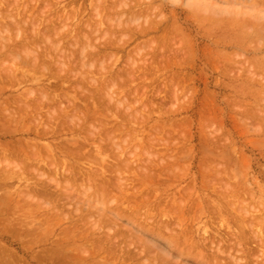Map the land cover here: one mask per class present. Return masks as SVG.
Masks as SVG:
<instances>
[{"label": "rangeland", "instance_id": "374dc122", "mask_svg": "<svg viewBox=\"0 0 264 264\" xmlns=\"http://www.w3.org/2000/svg\"><path fill=\"white\" fill-rule=\"evenodd\" d=\"M29 1L30 0H23L22 2L21 0H0V22H10L9 24H11L10 26L7 25L9 28L11 27V30L8 29V31H3L2 35L10 34V36L6 35V37L16 38V30L14 26L12 27L13 23H11L14 19L13 16H15L17 20L25 16L28 23L25 22V25L23 24V26H25L24 28H26L27 24L31 27V24H33L32 19L36 22L41 21V25H39L40 29L43 28L44 24H48L50 20L48 25L52 27L56 24L55 26H57L58 29L61 28L59 26L62 25L63 22L66 21L67 23L68 21V25L70 24L74 31L76 28H80L87 34L90 28L87 27V30L83 29L86 28L87 22L94 26L97 23L98 28L101 27L102 30L99 31L98 29L97 32H94V34L92 33V36L94 35V38H97L93 40L95 44L97 43V46H104L103 40L106 42L111 36L110 39L115 36H118L119 39L123 37L121 42L123 41L125 44H121L120 48L122 49L118 47L117 50L116 48H108L101 51L97 50L98 52L88 50L91 53H97L98 56L97 59V56H92L89 59L86 57L84 59H88L86 62L89 63L90 70L86 67L88 65H82L83 60L79 55V46L75 45L76 48L73 45L74 48L71 46V49L70 46L67 45V43L71 44L69 43L70 40L72 42L73 37H75V34H73L74 32H72V34L69 33L70 36L65 40L63 38V43H61V48L64 50L65 47L67 50H58L55 54L51 50H46L47 48L45 49L46 52H44L45 50L38 47L39 51L40 49L42 50L41 54L38 53V59L39 56H41L42 60L45 59L46 63H48L47 61H52L51 58L53 57L51 56H55L54 63H52V65L50 63L51 66H48L50 71L45 68V72L48 71L47 76V73L38 67L37 70L35 69L36 73L32 70L33 68L31 69V66H22L23 64L20 63V60H14V56L10 57L8 55L6 58V56L3 55L0 57V264H89L90 260V264H97V261H107L108 264H165L164 260H166L168 264H201L200 261L208 264H264V48L262 47L263 49H259L260 47L257 46H263L264 44V0L258 1L260 5L263 3V7L258 5V8H256L253 7L254 5L252 4L253 9L251 7L250 10L244 8V4L245 6L247 4L246 7L249 6L246 0H244L246 2H243L244 4L241 2L243 0H239L242 5L239 2H236L235 5H231L234 4V1H230V4H227L229 0L227 3L225 0H207L208 3H206L205 0H201L204 4L200 3V0ZM6 2L8 5H6ZM209 3L212 4L209 6ZM254 3L256 6L257 1H254ZM14 4L17 5V7ZM8 6H10V8H8ZM240 7H243L245 11L248 9V12L245 14L244 9H240ZM40 8L42 9L40 10ZM236 9L240 14H237ZM7 10L10 11V13L6 12ZM252 10H255L256 13L254 11L252 14ZM4 11L7 15L9 14L10 16L13 14V16L7 17L5 13L3 15L7 18H1V13ZM257 12H259V15ZM81 13H83V15ZM72 14H74L75 17ZM3 18L5 20H3ZM128 18H130L132 22H129ZM120 20H124L123 22L124 25L127 26L126 28H124V25L121 27ZM79 21L80 23H78ZM150 21H152L151 25L153 21L156 23L153 24L156 28L154 27L155 29L150 30L146 35L139 34L140 30L145 28L144 25H150ZM146 22L148 23L143 24V27L141 24ZM112 24H114V26H112ZM28 25L27 28L30 29ZM117 25L120 29L122 28V30H119V28L116 27ZM139 25L140 28L137 27ZM128 27L130 29H128ZM136 27L139 29V32L135 30ZM107 30L109 32H107ZM224 30H227V32H225L226 34L229 33V35L231 32V37L225 38L229 35H224ZM111 31H113V33L116 31L117 35L113 34ZM27 32L28 29L26 30V34L28 35L31 31ZM102 32H105V34ZM31 33L29 35H31ZM108 33L111 36L108 37V39H104ZM78 34L80 36V34H82L81 31ZM233 36L236 37V42L245 40L246 46L245 43L244 46L242 45L243 43L236 44V47H230L229 45V47L225 46L226 43L223 41L226 40L225 42H229L231 40L230 38L233 39ZM129 37L133 38V40ZM221 39L222 41H220ZM45 46L46 44L43 45V47ZM255 46L259 50H256ZM253 48L255 50H253ZM72 50H75V56L70 53L71 56L73 55L72 58L69 57L70 55L64 57L65 54L62 52H67V55L69 52H72ZM48 51L51 56L48 55ZM61 53L63 54L64 61H66V67L64 68H62V55L59 57ZM31 54L34 56V53ZM104 54L107 56H104ZM47 56H50V59ZM66 58L68 60H66ZM9 59H12V62ZM44 61H40V63ZM55 61L58 63L56 64ZM2 62L3 64H1ZM15 62L18 64L16 65ZM58 64H60V66H58ZM54 66H56V69ZM44 67H46V64ZM60 67L62 69L66 68V72H64V70L61 72L62 74L65 73L64 76L59 75L60 78L56 76L51 78L54 71L57 70L58 72V69L61 71ZM83 67L88 70H85ZM40 70L41 73L39 72ZM5 71H7V74ZM70 72H72V75H70ZM8 73L9 76L12 74V78L14 76V81H11L12 78H9ZM2 76H4V79ZM61 77H64L63 81ZM73 77L75 78L73 79ZM81 78L85 86H82ZM85 78L90 79L87 80ZM22 80H24V82H22ZM56 83H60L58 85L62 86L59 87ZM78 83L82 85L77 86L76 84ZM110 83H112L113 86ZM248 84L251 85L247 87ZM41 85L48 86L44 91L47 90L49 92L48 97H50V99L47 100L39 97L41 92L40 88H42ZM71 86L75 87L73 88ZM32 88H34V90ZM78 89H80V91ZM89 89H93V92ZM108 89L110 91H108ZM35 91H39L37 92L39 96H32L35 94ZM27 94L34 99L28 97ZM65 95L67 96L66 99L64 98ZM104 96L106 98H104ZM92 98L93 102L91 105L90 102ZM35 99L36 102L37 100L40 101V99H43V105L40 107L36 105L39 108L37 110L33 109V106L36 107L35 105L31 107V103H35L33 102ZM57 99L59 102L65 103L61 104L62 106L64 105L63 107L57 104L59 103ZM62 99L65 100L62 101ZM109 99L113 100L110 101ZM21 100L22 103L24 100L26 104H30L28 107H30L29 109H31V112L30 110L27 111L26 105V110H24V103L21 105ZM49 100H51L52 103L56 100L57 102H54V105H50L49 102L51 101ZM29 101L31 103H29ZM72 102L75 104L73 103L72 106L69 105ZM39 103H41V101L36 104ZM67 104L68 108L66 107ZM76 104L78 105V110L80 109L79 113L83 114V116H80L77 112V117L74 120L73 116L75 114L71 112L77 108ZM46 105L47 107H45ZM55 105L56 108L53 110V106L55 107ZM57 107H62L63 109L59 112ZM18 110L21 111V113ZM32 111L34 112L32 113ZM61 111L64 113L61 114ZM16 112L19 113L17 114L19 117H17ZM45 112H49L48 114L51 115L57 112L59 116L56 117L54 121L52 120L53 116H49L50 118L52 117L49 120L48 115L44 114ZM38 114L43 117L38 116ZM5 116L8 118H5ZM13 117L19 121H13ZM38 117L41 118L39 120L40 122L38 121ZM67 118H72L74 123L71 124L73 121H69ZM81 120H83V125H81ZM46 121L56 129L55 134L51 132L43 138L38 139L33 134L32 130L34 131L35 128L44 129L46 126L45 124H48ZM102 121L104 123L106 122L105 124L107 125H101L104 124ZM67 122L68 124H66ZM78 123L81 124L76 126ZM59 124H62V132L59 130ZM88 126L89 128H87ZM47 127H45V129ZM76 127L81 128L77 129ZM99 128H103V131ZM113 129H115L114 133L111 132ZM58 130L61 133L58 132ZM104 131L107 132L104 133ZM96 132L99 133L96 134ZM110 132L112 134V139L110 138L108 140L107 137H103V133L104 136H107ZM106 133L107 135H105ZM92 134L93 136L96 134V136L93 137ZM85 135H90L93 140ZM100 139L106 140L107 142H102ZM54 143L55 145L59 143L56 147L60 149H62L61 146L63 147L65 143L66 146L68 145L67 148L70 147V151H77L79 148L76 146L81 147V143L87 145L86 148L84 147L86 150H83L84 153H82L84 156L79 153L83 147L77 152L79 156L74 154L76 151L71 153L70 151L68 152L67 149H62L65 153L68 152L69 155L72 154L71 156L77 160L80 156H83L84 159L81 157L79 164L68 156H57L59 158L58 161L60 160L59 162H62V167L60 163V167L57 166L55 171L53 170L55 166H47V164L45 165L44 162H38V160L37 163L34 158L36 156L32 155L36 152V149L34 148V152L32 146H36L38 150L36 153H40L41 155L43 152L44 154L42 153L41 156L45 157V154L49 152L48 150L55 147ZM30 144H32L31 147ZM102 144H104L105 147L108 145L107 149H109V152L108 150L106 152L104 151L106 148L103 147ZM6 149L11 150V153H9L10 151L8 150V153H4ZM14 149L16 150L14 151ZM102 149L104 153H101ZM20 150L26 152L23 153ZM28 150H31V152ZM17 151L18 154H16ZM57 151L59 152L58 149ZM30 153H32L30 159L33 157L34 160H29V158L25 157L26 161L28 159L27 163L34 161L32 162L33 164L31 163V166L34 165L35 168L39 165L37 168L40 172L44 170V175L41 176L43 179L45 178L44 180H40V176L36 174L37 170L35 168H30L31 166H28V169H26L27 167H23L25 165L22 164L25 161L23 158L25 156L24 154L29 156ZM22 155L23 157H21ZM16 157L18 158V162L16 161ZM22 158L24 160H22ZM118 158H120V160ZM82 159L84 161H82ZM39 163L44 164V166ZM113 164L126 168L121 167V171H118L117 169L120 168L115 167L117 168L116 174L113 169ZM82 165H84V167ZM69 166L71 170L77 171L76 169H81L88 173H96L101 176H98L99 180L100 178L108 180L106 193H100V195L97 196L98 194L95 192L94 187L90 188L88 182L81 178L72 182L68 181L69 183L64 182L63 179L67 173L65 172L67 170L64 171V169H68ZM21 167H23V169ZM5 169L8 171H5ZM12 169H14L16 173L13 171L11 174L10 172ZM51 170L56 172V175L52 172H48ZM18 171L24 172L20 173V175ZM33 171L34 173H32ZM61 172L62 176L65 172L64 177L61 176ZM51 173L54 175V178L56 177L55 179L61 178L59 181L61 186H57L55 182L49 180ZM47 175L49 176L46 179ZM67 175H69V173H67ZM145 176L147 179L149 178V181ZM106 180H104V182ZM98 181H96V183ZM119 182L123 185L122 191L127 193L124 194L122 192L121 194V188L119 189L121 185ZM38 184L40 185L38 186ZM53 184L56 186V189ZM79 185H82L81 188ZM65 186L72 187L71 189H67ZM31 187L33 191L37 189L39 192H32L35 194L33 196L27 195L32 194V189L29 191ZM63 189H67V191L69 190L71 192L73 191L72 193L69 192V194L75 197L67 198L69 194L67 192V195L64 196L63 193L66 194V191ZM124 189L128 190L124 191ZM27 190L28 193H23V191L26 192ZM107 191H109V194H107ZM40 195L44 196L42 197L43 200L41 197L38 198ZM45 196L50 198V200ZM128 196L130 200L127 202L128 199H125V197ZM44 198H46V200ZM139 198H141V200H139ZM101 202L103 204H101ZM229 202H231V204ZM105 208L106 210L108 208V211L118 209L120 213L122 212L120 216L121 219L119 218L118 220L114 218L110 212L107 213ZM236 209L239 211L237 212ZM244 210L246 211L244 212ZM96 211H98L100 217H98L99 214H97ZM93 213L95 215L97 214V217L93 215ZM106 214L110 216H106ZM129 214L130 216H128ZM90 216L91 219L89 218ZM150 216L153 217L150 218ZM243 216L245 220H247L244 221L245 223L243 222L244 219L242 220V218H244ZM102 217H113L116 219V222L102 225L100 219ZM251 217L252 219H250ZM253 217L257 218V221L256 219L253 220ZM258 217L261 218L259 219ZM87 218L89 219L87 220ZM113 218H111L112 221L114 220ZM81 220L82 223L80 222ZM252 220L260 225L257 223H250L251 225L247 223ZM75 221L79 223H75ZM97 221H100V224ZM166 222L169 223V226L167 225V228H164L165 224H167ZM242 223L244 225H242ZM130 224L136 226L133 227L130 226ZM139 226H145L151 229L145 236L139 231ZM226 226L228 228H226ZM243 227L245 229H243ZM160 228L163 232L159 230ZM153 231L155 233H153ZM188 231L191 233L190 237L193 242H191V240L186 242V232ZM227 232L230 235H228ZM48 233H50V235ZM255 233H258L260 236L257 237ZM107 235H109V237ZM261 236H263V239ZM174 238L179 241V245L175 247L172 244V246L170 245L171 248L170 246H166L165 248L162 246L160 247L153 241L156 240L162 244L169 245L167 242H175L176 239ZM218 238H222V240L220 241ZM226 238L228 242L227 240L224 241ZM216 240L220 242H216ZM124 241H126V243L129 242L127 246L131 248L126 247ZM197 241L200 244L199 249L193 247ZM231 241L234 243L241 242L242 244L239 246L237 243L235 244L237 246H233L234 243ZM208 243H210L208 245L209 248L207 247ZM115 244L118 245L115 247ZM201 244H203V246ZM80 245L81 247H79ZM218 245H220L219 248ZM227 246L228 249L230 248L229 250L233 248V251L231 250L232 254L230 251V253L228 252ZM220 247L224 248L225 251L223 252V249ZM215 249H217V252ZM81 250L85 255H80V253H82ZM97 250L98 252L103 251L98 253ZM113 250L115 252H113ZM139 250L142 252L140 255ZM199 250L200 252L202 251V254L198 252ZM218 250L221 251L218 253ZM96 252L98 255L96 254L95 256ZM106 252L107 254H105ZM233 253L235 254L233 255ZM179 254H181V256ZM199 254H201V256ZM211 254H213V256ZM186 255L196 260L192 261L189 258L190 261H187ZM85 256H87V258ZM255 260H257V262H255Z\"/></svg>", "mask_w": 264, "mask_h": 264}, {"label": "bare ground", "instance_id": "6f19581e", "mask_svg": "<svg viewBox=\"0 0 264 264\" xmlns=\"http://www.w3.org/2000/svg\"><path fill=\"white\" fill-rule=\"evenodd\" d=\"M17 1H18V0H17ZM22 1H23V0H21V2H22ZM30 1H31V0H30ZM30 1H29V2H30ZM34 1H35V0H34ZM121 1H122V0H121ZM208 1H209V0H208ZM225 1H226V3L228 2V0H225ZM230 1H231V2L234 1V2H233L234 4H231V5H235L236 2H239V3H241V2H242V3L245 2L244 0L241 1V2H240L239 0H237V1H236V0H229V3H227V4H230ZM254 1H257L256 6H255V3H256V2L254 3ZM254 1H253V0H246V2H248V5H249L250 7H249V6L246 7L247 4H246V6H245V4L243 3V4H244V8H248V9L250 10L251 7H252V4L254 5L253 7L258 8V5H260V4H258V1H259V0H254ZM3 2H5V1H3ZM10 2H11V1H10ZM10 2H9V3H10ZM25 2H26V1H25ZM205 2L208 3L207 0H205ZM246 2H245V3H246ZM252 2H253V3H252ZM260 2H261V1H260ZM6 3H7V2H6ZM42 3H44V2H42ZM200 3H203V2H201V0H200ZM239 3H237V4H239ZM242 3H241V5H242ZM263 3H264V1H263ZM263 3H261L260 7L262 6ZM11 4H12V3H11ZM37 4H38V3H37ZM47 4H48V2H47ZM115 4H116V3H115ZM203 4H204V3H203ZM211 4H212V3H211ZM211 4L209 3L208 5L210 6ZM237 4H236V6H237ZM250 4H251V5H250ZM6 5H8V3H7ZM14 5H15V4H14ZM18 5H19V3H18ZM25 5H26V3H25ZM31 5H32V4H31ZM31 5H30V6H31ZM43 5H44V4H43ZM43 5H41V6H43ZM200 5H201V4H200ZM263 5H264V4H263ZM11 6H12V5H11ZM15 6L17 7V5H15ZM15 6H13V7H15ZM32 6H33V5H32ZM54 6H55V5H54ZM54 6H53V7H54ZM118 6H119V5H118ZM137 6H138V5H137ZM204 6H205V5H204ZM204 6H202V7H204ZM16 7H15V8H16ZM55 7H56V6H55ZM216 7H217V6H216ZM253 7H252V9H253ZM262 7H263V6H262ZM8 8H10V6H8ZM24 8H25V7H24ZM44 8H45V7H44ZM65 8H66V7H65ZM211 8H213V7L211 6ZM217 8H218V7H217ZM241 8H243V7H240V9H241ZM244 8H243V9H244ZM4 9H5V7H4ZM16 9H17V8H16ZM22 9H23V8H22ZM41 9H42V8H40V10H41ZM45 9H46V8H45ZM208 9H209V7H208ZM215 9H216V8H215ZM248 9H247L246 11H245V9H244L245 14H246V12H248ZM254 9H255V8H254ZM8 10H9V9H8ZM8 10H7L6 12H9V13H10V11H8ZM12 10H13V9H12ZM30 10H31V9H30ZM40 10H39V11H40ZM51 10H52V9H51ZM83 10H85V9H83ZM213 10H214V8H213ZM213 10H212V11H213ZM218 10H219V9H218ZM224 10H225V9H224ZM224 10H223V11H224ZM236 10H237V9H236ZM28 11H29V10H28ZM49 11H50V9H49ZM49 11H48V12H49ZM208 11H209V10H208ZM225 11H226V10H225ZM244 11H243V12H244ZM252 11H253V12H252ZM252 11H251V12H252V14H253L255 10H252ZM257 11H258V10H257ZM260 11H261V10H260ZM260 11H259V12H260ZM6 12L4 11L3 13H1V14H2L1 18H2V17L7 18V17L9 16V14L7 15ZM36 12H37V11H36ZM42 12H43V11H42ZM44 12H45V11H44ZM57 12H58V11H57ZM99 12H100V11H99ZM213 12H214V11H213ZM213 12H212V13H213ZM228 12H229V11H228ZM259 12H257V14H258ZM261 12H262V11H261ZM5 13H6V14H5ZM12 13H14V12H12ZM24 13H25V12H24ZM58 13H59V12H58ZM63 13H64V12H63ZM84 13H85V12H84ZM138 13H139V12H138ZM230 13H231V12H230ZM232 13H233V12H232ZM255 13H256V11H255ZM3 14L7 15V17L4 16ZM25 14H26V13H25ZM34 14H35V13H34ZM59 14H60V13H59ZM70 14H71V13H70ZM81 14L83 15V13H81ZM113 14H114V13H113ZM131 14H132V13H131ZM135 14H136V13H135ZM216 14H217V12H216ZM237 14H240V13L238 12V10H237ZM248 14H249V13H248ZM26 15H27V14H26ZM35 15H36V14H35ZM40 15H41V14H40ZM40 15H39V16H40ZM55 15H56V14H55ZM60 15H61V14H60ZM72 15L74 16V14H72ZM249 15H250V14H249ZM254 15H255V14H254ZM258 15H259V14H258ZM10 16H13V14L10 15ZM10 16H9V17H10ZM21 16H22V15H21ZM41 16H42V15H41ZM67 16H68V15H67ZM116 16H117V15H116ZM135 16H137V15H135ZM138 16H139V15H138ZM256 16H257V15H256ZM13 17H14V19H13V22H11V23H13V24H12V27H13V26L15 27V30H16L15 32L17 33V34H16V38H12V37H9V38H8V37H6V35H8V34H6V35L4 34L5 36L2 35V32H3V31H5V30L8 31V29L11 30V27L9 28V26H10L11 24H9L10 22H9V23H3V22H0V24H1V25H0V57H2L3 55L6 56V58H7L8 55H9L10 57H11V56H12V57L14 56V60H17V59L20 60V63L23 64L22 66H24V67H25V66H31V69L33 68L32 70H34L35 72H36V70H37L38 68H40L41 70H43V71L45 72V71L48 69V66L50 67V66L52 65V63H54V60H55V56H51V54L49 53V51H48V55H50L51 57H53V58H51L52 61H47L48 63H46V60H45V59H44L45 61L42 60L41 56H39V59H38V55L42 53L41 51H42V50H45L46 48H47L46 50H51V51L54 52V53L57 52L58 50H62V51L67 50L65 47H64V50H63V48H61V43H63V42H62V39L64 38V40H65L66 38H68V37L70 36L69 33L72 34V32H74L73 34H75L74 36H75L76 38L73 37L72 42H71V40H70L69 43H71L72 45H71V44H68V43H67V45H69L70 48H71V46H72V48H74L75 45H76V46H79V52H80L79 55L81 56V58H82V60H83L82 65H88V66H86V67H88L90 70H91V68H90V66H89V63L86 62V61H87L90 57H92V56H97V53H94L93 51H92L93 53H91V52H89L88 50H94V51H96V52H98L99 50H100V51H101V50H106V49H108V48H116V50H117L118 47L120 48L121 44H125L123 41L121 42V39L123 40V37H121V39H119L118 36H115V35H117V34H116V31H117V30H116L115 33H113V31H111L113 34H115V35H114L115 37H113L112 39H110L112 36L109 35V33H108V35H107L105 38H104L103 35H102V37H103L104 39H108V37H110V36H111V37H110V38L108 39V41H106V42H104L105 40H103L104 46H100V45H99L100 47L97 46V45H96L97 43L95 44V43L93 42V40L95 39V38H94V35L92 36V33L94 34V32H97L98 29H99V31L101 30L100 25H99L100 28H98L97 23H96L95 26L92 25V24H88V22H87V25H86V23H85L86 28H83V29H84V30H85V29L87 30V27L90 28L89 32L87 31V34L89 33V34L87 35V34H86L84 31H82V29H80V28H78V29L76 28L75 31H74L73 27H72L70 24L68 25V23H69L68 21H67V23H66V21L63 22L62 25L59 26V27H61V28H59V29L57 28V26H55L56 24L53 25L52 27H50L51 25H50V26L48 25L49 22L51 21V20H50V19H51L50 16H49L50 19L48 18V19L50 20V21L48 22V24H44L43 28H41V29L39 28V25H41V23H40L41 21H40V22L38 21V22H39V23H38V22H36L35 20L32 19L33 22H32V21H31V22H32L33 24L30 23V24H31V27L27 24V25L30 27L31 30H30L29 28H27V25H26V28H24L25 26H23V24L25 25V22H27L25 16H24V18L20 19L21 21H20V20H17V18H16L15 16H13ZM22 17H23V16H22ZM61 17H62V16H61ZM74 17H75V16H74ZM80 17H81V16H80ZM115 18H116V17H115ZM115 18H114V19H115ZM23 19H24V20H23ZM35 19H36V18H35ZM38 19H39V18H38ZM58 19H59V17H58ZM69 19H70V18H69ZM73 19H74V18H73ZM106 19H107V18H106ZM3 20H5V19L3 18ZM10 20H12V19H10ZM46 20H47V19H46ZM66 20H67V19H66ZM71 20H72V19H71ZM79 20H80V18H79ZM95 20H97V19H95ZM108 20H109V19H108ZM121 20H122V18H121ZM121 20H120L119 22H121L120 25H121V27H122V25H124V22H123L124 20H123V21H121ZM138 20H139V19H138ZM8 21H9V20H8ZM34 21H35V22H34ZM63 21H64V20H63ZM86 21H87V20H86ZM128 21H129V22H132V21L130 20V18H128ZM147 21H148V20H147ZM45 22H47V21H45ZM45 22H44V23H45ZM72 22H73V21H72ZM106 22H108V21H106ZM137 22H138V21H137ZM228 22H229V21H228ZM27 23H28V22H27ZM55 23H56V22H55ZM57 23H58V22H57ZM78 23H80V21H79ZM100 23H101V22H100ZM122 23H123V24H122ZM125 23H126V22H125ZM147 23H148V22H146V23H142V24L139 23V24H141V25L143 26V24H147ZM149 23H150V25H149V24L144 25L145 28L141 29L139 34H143V35L145 34V35H146L147 33L150 32V30L156 28V26L153 25V24H156V23H154V21H153V24H152V25H151L152 21H150ZM213 23H214V22H213ZM216 23H218V22H216ZM216 23H215V24H216ZM98 24H99V22H98ZM127 24H128V22H127ZM7 25H9V26H7ZM57 25H59V24H57ZM101 25H102V23H101ZM106 25H107V24H106ZM129 25H130V24H129ZM191 25H192V24H191ZM77 26H78V24H77ZM112 26H114V24H112ZM124 26H125V25H124ZM144 26H143V27H144ZM240 26H241V25H240ZM247 26H248V25H247ZM7 27H8V28H7ZM78 27H79V26H78ZM116 27L119 28L118 25H117ZM126 27H127V26H125L124 28H126ZM131 27H132V26H131ZM137 27L140 28V25L137 26ZM137 27H136L135 30H138V32H139V29H138ZM154 27H155V28H154ZM243 27H244V26H243ZM263 27H264V26H263ZM89 28H88V29H89ZM111 28H112V27H111ZM113 28H114V27H113ZM133 28H134V27H133ZM244 28H245V27H244ZM27 29H28V32H30V31L32 32V33L30 32L31 35H29L30 33H29L28 35L26 34V30H27ZM106 29H107V28H106ZM128 29H130V28L128 27ZM128 29H127V30H128ZM163 29H164V28H163ZM29 30H30V31H29ZM113 30H114V29H113ZM119 30H122V28H121V29L119 28ZM123 30H124V29H123ZM135 30H134V31H135ZM195 30H196V29H195ZM64 31H66V32H64ZM80 31H81L82 34H80V36H79L78 33H80ZM101 31H102V30H101ZM225 31L227 32V30H224V35H229V33L226 34ZM28 32H27V33H28ZM105 32H106V31H105ZM105 32H102V33L105 34ZM107 32H109V31L107 30ZM136 32H137V31H136ZM151 32H152V31H151ZM180 32H181V30H180ZM5 33H6V32H5ZM7 33H8V32H7ZM10 33H11V32H10ZM130 33H131V32H130ZM259 33H260V32H259ZM13 34H14V33H13ZM90 34H91V35H90ZM121 34H122V33H121ZM131 34H132V33H131ZM131 34H130V35H131ZM257 35H258V34H257ZM8 36H10V34H9ZM71 36H72V35H71ZM136 36H137V35H136ZM211 36H212V35H211ZM235 36H236V34H235ZM235 36H233V39H234ZM260 36H261V35H260ZM91 37H93V38H91ZM97 37H98V36H97ZM131 37H132V35H131ZM131 37H129V38H131ZM158 37H159V36H158ZM160 37H161V36H160ZM228 37H231V32H230V35H229V36H226L225 38H228ZM236 37H237V36H236ZM236 37H235L234 40H233L232 38H230L231 40H230L229 42L227 41L228 43L225 42L226 40L223 41L224 43H226L225 46H228V45H229L230 47H232V46H235V47H236V46H237L236 44H238V43H239V44H242V43H243L242 45L244 46L245 40H242V42H241V41L236 42V41H235V40H236ZM74 38H75V39H74ZM98 38H99V37H98ZM103 38H102V39H103ZM114 38H115V39H114ZM116 38H117V39H116ZM129 38H128V39H129ZM134 38H135V37H134ZM162 38H163V37H162ZM164 38H165V37H164ZM225 38H224V39H225ZM237 38H238V37H237ZM96 39H97V38H96ZM96 39H95V40H96ZM131 39L133 40V38H131ZM154 39H155V38H154ZM238 39H239V38H238ZM64 40H63V41H64ZM129 40H130V39H129ZM252 40H253V39H252ZM151 41H152V40H151ZM160 41H161V40H160ZM220 41H222V39H221ZM99 42H102V41H99ZM131 42H132V41H131ZM158 42H159V41H158ZM160 43H162V42H160ZM214 43H215V42H214ZM219 43H220V42H219ZM44 44H46L45 47H43ZM64 44H65V43H64ZM77 44H78V45H77ZM73 45H74V46H73ZM102 45H103V44H102ZM152 45H153V44H152ZM164 45H165V43H164ZM76 46H75V47H76ZM229 46H228V47H229ZM245 46H246V43H245ZM257 46L260 47L259 49H263V48H264V44H263V46H260V45H257ZM38 47H39V48L41 47L42 50L40 49V51H39V50H38V49H39ZM153 47H154V46H153ZM169 47H170V46H169ZM169 47H168V48H169ZM240 47H242V46H240ZM262 47H263V48H262ZM72 48H71V49H72ZM76 48H77V47H76ZM162 48H164V47H162ZM120 49H122V48H120ZM120 49H119V50H120ZM164 49H165V48H164ZM171 49H172V48H171ZM255 49H256V50H259V49H257L256 46H255ZM255 49L253 48V50H255ZM37 50H38V51H37ZM46 50H45L44 52H46ZM54 50H55V51H54ZM75 50H76V49H75ZM75 50H72V52H69L67 55H66L67 52H66V53H64V52H62V51H61V52H62L63 54H65L64 57H67V56L70 55V53L74 55V54H75V52H74ZM97 50H98V51H97ZM124 50H125V49H124ZM153 50H154V49H153ZM158 50H159V48H158ZM169 50H170V48H169ZM247 50H248V48H247ZM249 50H250V49H249ZM251 50H252V49H251ZM36 51H37V52H36ZM77 51H78V50H77ZM24 52H25V55H24ZM73 52H74V53H73ZM22 53H23V54H22ZM31 53H34V56H32ZM38 53H39V54H38ZM62 53L59 54V57L62 55L61 58H63V54H62ZM35 54H37V55H35ZM55 54H56V53H55ZM55 54H53V55H55ZM76 54H77V52H76ZM163 54H164V53H163ZM73 55H72V56L70 55L69 57L72 58ZM77 55H78V54H77ZM105 55H106V54H104V56H105ZM50 56H47V57H49V59H50ZM74 56H75V55H74ZM104 56H103V57H104ZM106 56H107V55H106ZM116 56H117V55H116ZM86 57H87L88 59L84 60ZM103 57H102V58H103ZM8 58H9V57H8ZM75 58H76V57H75ZM97 58H98V56L96 57V59H97ZM230 58H231V57H230ZM37 59H38V61H37ZM40 59H41V60H40ZM57 59H58V58H57ZM9 60H11V62H12V59H9ZM39 60H40V61H44V62L40 63ZM66 60H68V59L66 58ZM70 60H71V59H70ZM70 60H69V61H70ZM82 60H81V61H82ZM93 60H94V59H93ZM71 61H72V60H71ZM76 61H77V59H76ZM76 61H75V62H76ZM94 61H95V60H94ZM4 62H7V61H4ZM55 62H56V61H55ZM62 62H63V63H62V64H63V67H62V68L66 67V64H65L66 61H64V58H63V61H62ZM15 63H16V62H15ZM20 63H19V64H20ZM43 63H44V65L46 64V67H44ZM50 63H51V65H50ZM57 63H58V62H56V64H57ZM59 63H60V62H59ZM67 63H68V62H67ZM69 63H70V62H69ZM79 63H80V62H79ZM1 64H3V62H2ZM17 64H18V63H16V65H17ZM21 64H20V65H21ZM60 64H61V63H60ZM60 64H58V66H60ZM64 64H65V66H64ZM80 64H81V63H80ZM90 64H91V63H90ZM5 65H6V64H5ZM82 65H81V66H82ZM96 65H97V64H96ZM6 66H7V65H6ZM42 66H43V67H42ZM72 66H73V65H72ZM94 66H95V65H94ZM37 67H38V68H37ZM54 67H55V69H56V66H54ZM79 67H80V66H79ZM95 67H96V66H95ZM1 68H2V67H1ZM10 68H11V67H10ZM12 68H13V66H12ZM45 68H46V70H45ZM62 68L60 67V70H61V71H59V69H58V72H57V70L54 71V73L52 74L53 76L51 75V78L54 77V76L60 78L59 75H63V76H64L65 73L62 74L61 72H63V70H64V72H66V70H65L66 68H65V69H62ZM71 68H72V67H71ZM81 68H82V67H81ZM83 68L85 69V67H83ZM138 68H139V67H138ZM35 69H36V70H35ZM92 69H93V68H92ZM107 69H108V68H107ZM6 70H7V69H6ZM13 70H16V69H13ZM41 70L39 71L40 73H41ZM81 70H82V69H81ZM85 70H88V69H85ZM90 70H89V72H90ZM96 70H97V69H96ZM108 70H109V69H108ZM108 70H107V71H108ZM131 70H132V69H131ZM139 70H140V68H139ZM263 70H264V69H263ZM34 71H32V72H34ZM43 71H42V73H43ZM48 71H50V69H48ZM48 71H47V72H48ZM93 71H94V70H93ZM119 71H120V70H119ZM144 71H145V70H144ZM6 72H7V71H5V73H6ZM8 72H9V71H8ZM39 72H38V74H39ZM47 72H45V73H47ZM56 72H57V73H56ZM109 72H110V71H109ZM134 72H135V70H134ZM2 73H3V72H2ZM5 73H4V74H5ZM20 73H21V72H20ZM36 73H37V72H36ZM60 73H61V74H60ZM71 73H72V72H70V75H72ZM95 73H96V72H95ZM120 73H121V72H120ZM129 73H130V70H129ZM129 73H128V74H129ZM6 74H7V73H6ZM81 74H82V73H81ZM90 74H91V72H90ZM114 74H115V73H114ZM117 74H118V73H117ZM11 75H12V74H10V76H9V73H8L9 78L11 77ZM47 75H48V73L46 74V76H47ZM88 75H89V74H88ZM118 75H119V74H118ZM4 76H5V75H4ZM4 76H2V78H3ZM8 76H7V77H8ZM21 76H22V75H21ZM21 76H20V77H21ZM46 76H45V77H46ZM79 76H80V75H79ZM83 76H84V75H83ZM83 76H81V77H83ZM20 77H19V79H20ZM26 77H27V76H26ZM29 77H30V76H29ZM85 77H86V76H85ZM115 77H116V76H115ZM115 77H114V78H115ZM121 77H122V76H121ZM121 77H120V78H121ZM11 78H12V77H11ZM11 78H10V79H11ZM13 78H14V76H13ZM13 78H12L11 81H14V80H15V78H14V79H13ZM22 78H23V76H22ZM34 78H35V77H34ZM61 78H63V79H62V81H63V80H64V77H61ZM67 78H68V77H67ZM74 78H75V77H73V79H74ZM130 78H131V77H130ZM3 79H4V78H3ZM5 79H6V77H5ZM23 79H24V78H23ZM44 79H45V78H44ZM85 79H87V78H85ZM85 79H84V82H85ZM89 79H90V78H89ZM89 79H87V80H89ZM110 79H111V77H110ZM115 79H116V78H115ZM115 79H114V80H115ZM117 79H119V78H117ZM24 80H25V79H24ZM24 80H22V82H24ZM69 80H71V79H69ZM91 80H92V79H91ZM114 80H113V81H114ZM126 80H127V79H126ZM0 81H1V80H0ZM8 81H9V80H8ZM42 81H44V80H42ZM60 81H61V80H60ZM62 81H61V82H62ZM65 81H66V80H65ZM79 81H80V80H79ZM93 81H94V80H93ZM61 82H60V83H61ZM69 82H70V81H69ZM69 82H68V83H69ZM81 82H82V78H81ZM91 82H92V81H91ZM91 82H89V83H91ZM107 82H108V81H107ZM124 82H125V80H124ZM52 83H53V82H52ZM60 83H58V84H60ZM96 83H97V82H96ZM113 83H114V82H113ZM23 84H24V83H23ZM58 84L56 83V85H58ZM82 84H83V82H82ZM82 84H79V83H78V84H76V85L78 86V85H82ZM85 84H86V83H85ZM110 84L112 85V83H110ZM54 85H55V84H54ZM74 85H75V84H74ZM111 85H110V86H111ZM250 85H251V84H250ZM250 85L248 84L247 87L250 86ZM58 86L61 87L62 85H58ZM82 86H85V85L83 84ZM82 86H81V88H82ZM106 86H107V83H106ZM112 86H113V85H112ZM112 86H111V87H112ZM41 87H42V88H40L41 92H40V94H39L40 96L37 94V92H39V91H35V94H33L32 96L34 97V95H38V96L41 97V98H44V99H47V100L50 99V97H48V93H49V92H48L47 90H46L47 92L44 91L45 88L48 87V86H42V85H41ZM49 87H54V86H49ZM56 87H57V86H56ZM71 87L74 88L75 86H71ZM103 87H104V86H103ZM111 87H110V88H111ZM4 88H5V87H4ZM86 88H87V87H86ZM106 88H107V87H106ZM32 89L34 90V88H32ZM55 89H56V88H55ZM63 89H65V88H63ZM67 89H68V88H67ZM69 89H70V87H69ZM69 89H68V91H69ZM104 89H105V88H104ZM33 90H30V91H33ZM49 90H51V89H49ZM59 90H60V88H59ZM65 90H66V89H65ZM71 90H72V88H71ZM71 90H70V92H71ZM75 90H76V88H75ZM78 90L80 91V89H78ZM89 90H90V91L92 90V92H93V89H89ZM89 90H88V92H89ZM111 90H112V89H111ZM115 90H116V89H115ZM82 91H83V89H82ZM97 91H98V90H97ZM100 91H101V90H100ZM108 91H110V90L108 89ZM72 92H73V91H72ZM83 92H84V91H83ZM85 92H86V90H85ZM90 93H91V92H90ZM99 93H100V92H99ZM104 93H105V92H104ZM31 94H32V93H31ZM88 94H89V93H88ZM101 94H102V93H101ZM53 95H54V94H53ZM83 95H85V94H83ZM92 95H93V94H92ZM106 95H107V93H106ZM106 95H105V96H106ZM25 96H26V95H25ZM27 96H28V94H27ZM32 96H28V97H32ZM60 96H61V95H60ZM86 96H87V95H86ZM86 96H85V97H86ZM105 96H104V98H106ZM33 97H32V98H33ZM35 97H36V96H35ZM52 97H54V96H52ZM66 97H67V96L65 95L64 98L66 99ZM82 97H83V96H82ZM59 98H63V97H59ZM87 98H88V97H87ZM33 99H34V98H33ZM65 99H64V100H65ZM114 99H115V98H114ZM18 100H19V99H18ZM42 100H43V99H40L41 103H39V104H36L37 102H40L39 100H37V102H36V99L33 101V102H35V103L32 104L30 101H29V103H31V107H32L33 105H35V106L38 105V107H40L41 105H43V101H42ZM52 100H54V99H52ZM57 100H58V99H57ZM57 100H56V101H53V103H52L51 100H49V101H51V102H49L50 105H54V102H57ZM64 100L62 99V101H64ZM70 100H71V99H70ZM70 100H69V101H70ZM109 100L111 101V100H113V99H109ZM31 101H32V100H31ZM67 101H68V100H67ZM84 101H86V100H84ZM95 101H96V100H95ZM14 102H15V100H14ZM14 102H13V103H14ZM44 102H45V101H44ZM58 102H59V100H58ZM92 102H93V98H92V101L90 102L91 105H92ZM119 102H120V101H119ZM20 103H21V105L24 103V105H23V106H24V110L28 109L27 111L30 110V112H31V109H29L30 107H28V106H30V104L27 103V104H28V105H27V104L25 103L24 100H23V103H22V100H21ZM20 103H17V104H20ZM46 103H47V102H46ZM46 103H44V104H46ZM51 103H52V104H51ZM62 103H64V102H59V103H57V104H60V106H62V105H61ZM66 103H67V102H66ZM73 103H74V102H72L71 104H69V103H68V104L72 106ZM88 103H89V102H88ZM90 103H89V104H90ZM106 103H107V101H106ZM57 104H56V105H57ZM64 104H65V103H64ZM68 104H67V106H66L67 108H68ZM74 104H75V103H74ZM98 104H99V102H98ZM98 104H97V105H98ZM119 104H120V103H119ZM7 105H9V104H7ZM25 105H26V107H27L26 109H25ZM56 105H55V107L53 106V110H54V108H56ZM23 106H22V107H23ZM58 106H59V105H58ZM60 106H59V107H60ZM63 106H64V105H63ZM63 106H62V107H63ZM71 106H70V107H71ZM79 106H80V105H79ZM105 106H106V105H105ZM19 107H20V106H19ZM38 107H37V106H36V107L33 106V109H36V110H37V109H39ZM45 107H47V105H46ZM59 107H57V109H59V112H60V110L63 109V108H62V107L59 108ZM76 107H77V108L74 109V111L72 110L73 112L70 111L72 114H73V113L75 114V115L73 116V117H74V120H75L76 117H77V115H76L77 112H78V113L80 112V111H79L80 109L78 110V105H77V104H76ZM80 107H81V106H80ZM80 107H79V108H80ZM109 107H111V106H109ZM16 108H18V107H16ZM67 108H66V109H67ZM101 108H102V107H101ZM113 108H114V107H113ZM13 109H14V108H13ZM18 109H20V108H18ZM33 109H32V110H33ZM45 109H46V108H45ZM51 109H52V108H51ZM57 109H55V110H57ZM91 109H92V108H91ZM91 109H90V110H91ZM98 109H99V108H98ZM103 109H104V108H103ZM14 110H15V109H14ZM75 110H76V111H75ZM77 110H78V111H77ZM101 110H102V109H101ZM108 110H109V108H108ZM12 111H13V110H12ZM12 111H11V112H12ZM16 111H17V110H16ZM18 111H19V110H18ZM34 111H35V110H34ZM34 111H32V113H33ZM51 111H52V110H51ZM103 111H104V110H103ZM2 112H3V111H2ZM5 112H6V111H5ZM19 112L21 113V111H19ZM85 112H86V111H85ZM6 113H7V112H6ZM6 113H5V114H6ZM22 113H24V112H22ZM27 113H28V112H27ZM48 113H49V112H47V113L45 112L44 114L48 115L49 120L52 118V117L50 118L49 116H53V118H52L53 121H54V119L56 120V117L59 116V115H57V112H54V113H56V114H53V112H52L53 115L48 114ZM62 113H64V112L61 111V114H62ZM7 114H8V113H7ZM9 114H10V113H9ZM13 114H14V113H13ZM17 114H19V113L16 112V115H17ZM24 114H25V113H24ZM61 114H60V115H61ZM79 114H80V113H79ZM2 115H3V113H2ZM29 115H30V114H29ZM32 115H33V114H32ZM81 115L83 116V114H80V116H81ZM7 116H9V115H7ZM7 116H5V118H6ZM38 116H42V115H39V114H38ZM10 117H11V116H10ZM17 117H19V115H17ZM42 117H43V116H42ZM54 117H55V118H54ZM7 118H8V117H7ZM38 118H39V117H38ZM38 118H37V119H38ZM48 118H47V120H48ZM81 118H82V117H81ZM9 119H10V118H9ZM12 119H13V121L16 120V122L19 121L18 119L14 118V117H13ZM12 119H11V120H12ZM40 119H41V118H39L38 121H39ZM67 119H68L69 121L72 120V118H71V119H70V118H67ZM84 119H85V118H84ZM99 119H100V118H99ZM28 120H29V119H28ZM32 120H33V119H32ZM52 120H51V122H52ZM78 120L80 121L79 118H78ZM100 120H101V119H100ZM36 121H37V120H36ZM62 121H63V120H62ZM62 121H61V122H62ZM64 121H67V120H64ZM69 121H68V122H69ZM72 121H73V120H72ZM79 121H78V122H79ZM95 121H96V120H95ZM95 121H94V122H95ZM262 121H263V120H262ZM5 122H6V121H5ZM8 122H9V121H8ZM8 122H7V123H8ZM27 122H28V121H27ZM32 122H33V121H32ZM39 122H40V121H39ZM46 122H48V121H46ZM68 122H67L66 124H68ZM88 122H89V121H88ZM102 122H103V121H102ZM260 122H261V121H260ZM14 123H15V122H14ZM34 123H35V122H34ZM62 123H63V122H62ZM69 123H70V122H69ZM72 123H74V121L71 122V124H72ZM81 123H82V124H81ZM81 123H78L76 126H78V125H80V124L83 125V120H81ZM99 123H100V122H99ZM103 123H104V122H103ZM105 123H106V122H105ZM105 123H104V124H101V123H100V124H101V125H107V124H105ZM24 124H25V122H24ZM29 124H30V123H29ZM35 124H36V123H35ZM44 124H45V123H44ZM71 124H70V125H71ZM89 124H90V123H89ZM89 124H88V125H89ZM263 124H264V121H263ZM33 125H34V124H33ZM36 125H38V124H36ZM36 125H35V126H36ZM45 125H46V126H45ZM45 125H44L45 127L48 126L46 129H45V127H44V129H43V128H42V129H38V128H35V129H34V126H33L34 131L32 130V132H33V134H34L38 139H39V138H43L44 136L50 134L51 132L55 134V130H56V129L53 128V126L50 125L49 122H48V124H45ZM59 125H60V124H59ZM97 125H98V124H97ZM16 126H17V125H16ZM31 126H32V124H31ZM61 126H62V124L60 125V129H59V130L62 132L61 128H63V127H61ZM99 126H100V125H99ZM36 127H37V126H36ZM66 127H67V126H66ZM69 127H70V126H69ZM95 127H97V126H95ZM101 127H102V126H101ZM20 128H21V127H20ZM58 128H59V127H58ZM71 128H72V127H71ZM74 128H75V127H74ZM76 128H77V127H76ZM78 128H81V127H78ZM78 128H77V129H78ZM87 128H89V126H88ZM103 128H106V127H103ZM103 128H99V129H100V130L102 129V131H103ZM113 128H114V127H113ZM90 129H91V128H90ZM116 129H117V127H116ZM27 130H28V129H27ZM59 130H58V132H60ZM73 130H74V129H73ZM91 130H92V129H91ZM94 130H95V129H94ZM100 130H98V131H100ZM105 130H106V129H105ZM108 130H109V128H108ZM108 130H107V131H108ZM107 131H104V133L107 132ZM114 131H115V129H113V131H111V132L114 133ZM61 132H60V133H61ZM86 132H87V131H86ZM94 132H95V131H94ZM100 132H101V131H100ZM111 132L108 133L109 135H107V133H106L105 135H107V136H104V133H103L102 135H103L104 138L107 137V139L109 140L110 138L112 139V134H111ZM98 133H99V132H96V134H98ZM31 134H32V133H31ZM88 134H89V133H88ZM96 134H95L94 136H93V134H92V136L95 137ZM90 135H91V134H90ZM90 135H85V136H89V138L91 139V136H90ZM54 136H55V135H54ZM77 137H79V136H77ZM85 138H86V137H85ZM89 138H88V139H89ZM85 140H86V139H85ZM91 140H93V139H91ZM100 140H101V139H100ZM101 141L103 142V141H106V140H101ZM112 141H113V140H112ZM112 141H111V142H112ZM106 142H107V141H106ZM108 142H109V141H108ZM113 142H114V141H113ZM12 143H13V142H12ZM93 143H94V142H93ZM100 143H101V142H100ZM57 144H59V143H57ZM57 144H56V145H57ZM104 144H106V143H104ZM104 144H102L103 147H105ZM10 145H11V144H10ZM31 145H32V144H30V147H31ZM54 145H55V143H54ZM56 145H55V147H54L53 149L48 150L49 152L45 154V157L47 156L46 158L41 156L43 152L41 153V155H40V153H36V152L38 151L37 148H36V146H32L33 149H34V148L36 149V152H35V149H34V152H35L34 154L30 153L29 156H28V155L26 156V154H27V153H26V154H24V155H25L24 157H23V155H22L21 157H23V158L25 159V161H26V158H25V157H27V158H29V160H31V159H33V157H31V159H30L31 154H32L33 156L35 155L36 157H34V158H35L36 162H37V160H38V162H44V164H45V165L47 164V166H50V167H51V166H52V167L55 166V167L53 168V170L55 171V168H57V166L60 167V166H59L60 163H61V167H62V162H59L60 160L58 161L59 158H58L57 156H64V157H67V156H68V157L74 159L76 163H79L80 158L84 156V155L82 154V153H84L83 150H86L85 148H86V146H87V145H85V144L83 145V143H81V145H82L81 147H80V146H76V147L79 148V149H80V148L82 149V147H83V149L80 150V152H79V151H78L79 149L76 148L77 151L75 150V151H76V152H75V151H70V149H69L70 147L67 148L68 145L66 146L65 143H64V145L62 144V145H63V147L61 146L62 149H64V150L67 149L68 152L70 151L71 153L75 152L74 154L77 155V156H79V155L77 154V152H79L81 155H83V156H80L79 159L77 160L76 158H74L73 156H71L72 154L69 155L68 152L65 153V151H63V150L60 149L59 147H56ZM113 146H114V145H113ZM51 147H52V146H51ZM65 147H66V148H65ZM84 147H85V148H84ZM103 147H102V148H103ZM111 147H112V146H111ZM12 148H13V147H12ZM105 148H106V149H105L104 151L106 152V151L108 150V152H109V149H107V148H108V145H107ZM16 149H17V148H16ZM16 149H14V151H15ZM27 149H28V148H27ZM57 149L59 150V152L57 151ZM74 149H75V148H74ZM115 149H116V148H115ZM7 150L10 151L9 153H11V150H9V149H6V151H5L4 153H8ZM0 151H1V150H0ZM14 151H12V152H14ZM20 151H21V150H20ZM28 151H29V150H28ZM42 151H43V150H42ZM104 151H103V149H102L101 153H104ZM21 152H23V151H21ZM25 152H26V151H24L23 153H25ZM29 152H31V150H30ZM88 152H89V151H88ZM88 152H87V153H88ZM117 153H118V152H117ZM14 154H15V153H14ZM16 154H18V151L16 152ZM16 154H15V155H16ZM20 154H21V153H20ZM43 154H44V153H43ZM2 155H3V153H2ZM12 155H13V154H12ZM15 155H13V156H15ZM75 155H74V156H75ZM111 155H112V154H111ZM115 155H116V154H115ZM117 155H118V154H117ZM120 155H121V154H120ZM10 156H11V155H10ZM10 156H9V157H10ZM16 156H17V155H16ZM112 156H113V155H112ZM1 157H2V156H1ZM9 157H8V158H9ZM75 157H76V156H75ZM119 157H120V156H119ZM3 158H4V157H3ZM8 158H7V159H8ZM12 158H13V157H12ZM23 158H22V160H24ZM5 159H6V158H5ZM17 159H18V158L16 157V161L18 162ZM83 159H84V157H83ZM83 159H82V161H84ZM96 159H97V158H96ZM98 159H100V158H98ZM118 159L120 160V158H118ZM9 160H10V158H9ZM33 160H34V159H33ZM25 161H24V163H22V164H25V165L29 164V165H27V166H25V165L23 166L24 168L27 167L26 169H28V166L30 167V166L33 164L32 162H34V161H32V162H28V163H27L28 159H27L26 162H25ZM61 161H62V160H61ZM80 161H81V160H80ZM93 161H95V160H93ZM98 161H99V160H98ZM116 161H117V160H116ZM22 162H23V161H22ZM38 162H37V163H38ZM69 162H70V161H69ZM87 162H88V161H87ZM96 162H97V161H96ZM14 163H16V162H14ZM26 163H27V164H26ZM31 163H32V164H31ZM91 163H92V162H91ZM39 164H41V163H39ZM44 164H41V165L44 166ZM79 164H80V163H79ZM119 164H120V163H119ZM17 165H18V164H17ZM37 165H38V164H37ZM98 165H99V164H98ZM113 165H114V168H113V169L115 170V172H116L117 170H118V171H119V170L121 171V167H124V166H120V165H117V166H116V164H113ZM125 165H126V164H125ZM19 166H20V165H19ZM33 166H34V165H33ZM33 166H31L30 168H35V166H34V167H33ZM38 166H39V165H38ZM38 166H36V168H35V169L37 170L36 174H38V175L40 176V180H41V179H43L41 176L44 175V170H42V171L40 172V170L37 168ZM70 166H71V165H70ZM70 166H69L68 169H64V171L67 170V171H65V172L69 173V175H67V173L65 174V172H64V174H65L67 177H66L64 174H63V176H62V172H61V176H62V177L65 176L64 179L62 178L64 182H66V183H67L68 181H71V182H72V181H76L78 178H81L82 180H86V181L88 182V185H89L90 188L94 187L95 192L98 194V195L96 194L97 196H99L100 193H101V194H103L104 192L106 193V187H107L108 180H106L105 178H104V180H106L105 182H104V180H103L102 178H100V180H99V179H98V176H99V175L96 174V173H88V172H85L84 170H81V169H80V170H79V169H76L77 171H75V170H73V169L71 170V169H70ZM82 166L84 167V165H82ZM126 166H127V165H126ZM12 167H13V165H12ZM23 167H21V168L23 169ZM115 167L120 168V169H117V168H115ZM9 168H10V166H9ZM14 168H15V167H14ZM18 168H19V167H18ZM124 168H126V167H124ZM129 168H130V167H129ZM149 168H150V167H149ZM10 169H11V168H10ZM16 169H17V168H16ZM42 169H43V167H42ZM74 169H75V166H74ZM92 169H93V168H92ZM92 169H91V170H92ZM116 169H117V170H116ZM6 170H7V169H5V171H6ZM20 170H21V169H20ZM20 170H19V171H20ZM31 170H32V169H31ZM47 170H48V169H47ZM53 170L48 171V172H52L54 175H56V174H55L56 172H54ZM95 170H96V169H95ZM99 170H100V169H99ZM146 170H147V169H146ZM3 171H4V170H3ZM7 171H8V170H7ZM13 171H14V169H12V171H11V172L9 171V172L12 174ZM19 171H18V172H19ZM58 171H59V170H58ZM106 171H107V170H106ZM14 172H15V171H14ZM18 172H17V173H18ZM23 172H24V171H23ZM23 172H19V174H20V173H23ZM29 172H30V171H29ZM45 172H46V171H45ZM89 172H90V171H89ZM94 172H95V171H94ZM0 173H1V172H0ZM2 173H3V172H2ZM5 173H6V172H5ZM5 173H4V174H5ZM15 173H16V172H15ZM32 173H34V171H33ZM46 173H47V172H46ZM52 173H51L50 176L47 175L46 179H47L48 176H49V180H50V181L55 182V185H57V186H61L60 183H59V181H60L61 178H59V179H55L56 177L54 178V175H53ZM97 173H98V169H97ZM101 173H102V172H101ZM101 173H100V174H101ZM103 173H104V171H103ZM11 174H10V176H11ZM49 174H50V173H49ZM58 174H59V172H58ZM116 174H117V172H116ZM148 174H149V173H148ZM1 175H2V174H1ZM6 175H7V174H6ZM6 175H5V176H6ZM20 175H21V174H20ZM20 175H19V177H20ZM52 175H53V176H52ZM3 176H4V175H3ZM10 176H9V177H10ZM35 176H36V175H35ZM58 176H59V175H58ZM58 176H57V177H58ZM143 176H144V175H143ZM99 177H101V176H99ZM150 177H151V176H150ZM0 178H1V177H0ZM145 178H146V176H145ZM151 178H152V177H151ZM38 179H39V178H38ZM44 179H45V178H44ZM44 179H43V180H44ZM97 179H98L99 181H98ZM146 179H147V178H146ZM0 180H1V179H0ZM147 180L149 181V178H148ZM50 181H49V182H50ZM61 181H62V180H61ZM79 181H80V180H79ZM96 181H98V182H97L98 184L96 183ZM120 181H121V180H120ZM43 182H44V181H43ZM46 182H47V181H46ZM77 182H78V181H77ZM68 183H69V182H68ZM119 183H120V182H119ZM62 184H63V183H62ZM109 184H110V183H109ZM109 184H108V185H109ZM4 185H5V184H4ZM4 185H3V186H4ZM9 185H11V184H9ZM39 185H40V184H38V186H39ZM53 185H54V184H53ZM55 185H54V186H55ZM71 185H72V184H71ZM105 185H106V186H105ZM118 185H119V184H118ZM120 185H121V183H120ZM54 186H53V187H54ZM76 186H77V185H76ZM79 186H80V188H81L82 185H79ZM122 186H123V185H121V187L118 186L119 189L121 188V194H122V192H123V191H122V189H123ZM6 187H7V186H6ZM42 187H43V186H42ZM48 187H49V186H48ZM65 187H66L67 189H69V188L71 189L72 186H70V187H69V186H65ZM46 188H47V187H46ZM50 188H51V187H50ZM60 188H61V187H60ZM111 188H112V186H111ZM31 189H32V187L29 189V191H30ZM55 189H56V186H55ZM67 189H63V190L66 191V194L62 192V193L64 194V196L67 195V192H68V194H69V192H71V191H69V190L67 191ZM47 190H48V189H47ZM63 190H62V191H63ZM85 190H86V189H85ZM125 190L127 191L128 189H124V191H125ZM137 190H138V189H137ZM34 191H38V190L36 189V190H34ZM34 191H33V189H32L31 193L34 192ZM51 191H52V190H51ZM65 191H64V192H65ZM134 191H135V190H134ZM138 191H139V190H138ZM38 192H39V191H38ZM45 192H46V191H45ZM72 192H73V191H72ZM72 192H71V193H72ZM107 192H108L107 194H109V191H107ZM16 193H17V192H16ZM23 193H28V190H27L26 192L23 191ZM23 193H22V194H23ZM123 193L125 194V193H127V192H123ZM19 195H20V194H19ZM24 195H25V194H24ZM27 195H31V196H33V195H35V194L32 193V194H27ZM125 196H126V195H125ZM36 197H37V196H36ZM36 197H35V198H36ZM40 197H41V199H42V197H44V196H43V195H40L38 198H40ZM45 197H46V196H45ZM51 197H52V196H51ZM70 197H75V196H74V195H73V196H72V195L70 196V194H69L67 198H70ZM32 198H34V197H32ZM46 198L50 200V198H48V197H46ZM46 198H44V199L46 200ZM57 198H58V197H57ZM103 198H104V195H103ZM126 198L128 199V200H127V202H128V201L130 200V197L128 196V197H125V199H126ZM142 198H143V197H142ZM71 199H72V198H71ZM42 200H43V199H42ZM49 200H48V201H49ZM101 200H102V199H101ZM139 200H141V198H139ZM61 201H62V200H61ZM61 201H60V202H61ZM66 201H69V200H66ZM98 201H99V200H98ZM125 201H126V200H125ZM135 201H136V200H135ZM149 201H150V200H149ZM99 202H100V201H99ZM103 202H105V201H103ZM43 203H44V202H43ZM47 203H48V202H47ZM89 203H90V202H89ZM89 203H87V204H89ZM229 203L231 204V202H229ZM8 204H9V203H8ZM50 204H51V203H50ZM101 204H103V203L101 202ZM129 204H130V203H129ZM135 204H136V203H135ZM233 204H234V203H233ZM6 206H7V205H6ZM127 206H128V205H127ZM158 206H159V205H158ZM129 207H130V206H129ZM245 208H246V207H245ZM215 209H216V208H215ZM239 209H240V208H239ZM241 209H243V208H241ZM103 210H104V208H103ZM103 210H101V211L104 212ZM105 210H106V208H105ZM155 210H156V209H155ZM161 210H162V209H161ZM213 210H214V209H213ZM101 211H100V213H101ZM106 211H107V213L110 212V214H111L112 216H114V218H117L118 220H119V218H120V216H121V213H122V212L120 213V212L118 211V209L108 211V208H107ZM106 211H105V212H106ZM197 211H199V210H197ZM214 211H216V210H214ZM234 211H235V210H234ZM236 211L238 212L239 210L236 209ZM245 211H246V210H244V212H245ZM84 212H85V211H84ZM84 212H83V213H84ZM87 212H88V211H87ZM89 212H90V210H89ZM89 212H88V213H89ZM92 212H93V211H92ZM96 212H97V214H99L98 211H96ZM136 212H137V211H136ZM241 212H243V211H241ZM1 213H2V212H1ZM90 213H91V212H90ZM94 213H95V212H94ZM94 213H93V215H95ZM131 213H132V211H131ZM137 213H138V212H137ZM217 213H218V212H217ZM79 214H82V213H79ZM97 214H96V215H97ZM101 214L103 215V213H101ZM149 214H150V211H149ZM152 214H153V212H152ZM229 214H231V213H229ZM48 215H49V214H48ZM84 215H85V214H84ZM91 215H92V214H91ZM96 215H95V216H96ZM104 215H105V213H104ZM232 215H233V214H232ZM242 215H244V214H242ZM245 215H246V214H245ZM249 215H250V214H249ZM88 216H89V214H88ZM88 216H87V217H88ZM106 216H110V215L106 214ZM106 216H105V217H106ZM128 216H130V214H129ZM153 216H154V215H153ZM153 216H152V217H153ZM181 216H182V215H181ZM219 216H220V215H219ZM247 216H248V215H247ZM250 216H251V215H250ZM250 216H249V217H250ZM96 217H97V216H96ZM98 217H100V214H99ZM152 217L150 216V218H152ZM155 217H156V216H155ZM243 217H244V216H243ZM263 217H264V216H263ZM66 218H67V217H66ZM85 218H86V216H85ZM89 218L91 219V216H90ZM89 218H87V220H88ZM102 218H103V217H102ZM102 218H100V219H101V224H102V225H103V224H109V223H111V222H116V219H114L113 217H109V218L107 217V218H103V219H102ZM111 218H113L114 220L112 221ZM211 218H212V217H211ZM221 218H222V217H221ZM232 218H233V217H232ZM235 218H236V217H235ZM253 218H254V217H253ZM258 218L260 219L261 217H258ZM70 219H71V218H70ZM81 219H82V218H81ZM120 219H121V218H120ZM128 219H129V218H128ZM128 219H126V220H128ZM213 219H214V217H213ZM225 219H226V218H225ZM229 219H230V218H229ZM239 219H240V218H239ZM243 219H244V220H243ZM246 219H247V218H246ZM250 219H252V217H251ZM255 219H256V221H257V218H254L253 220H255ZM85 220H86V219H85ZM222 220H223V219H222ZM233 220H234V219H233ZM236 220H237V219H236ZM242 220H243V222H244V221H247V220H245V217L242 218ZM253 220H252L251 222H247V223H248V224H250V223H252V224H253V223H257L256 221H253ZM121 221H122V220H121ZM133 221H134V220H133ZM258 221H259V220H258ZM261 221H262V220H261ZM76 222H77V221H75V223H76ZM80 222L82 223V220H81ZM97 222H99V224H100V221H97ZM117 222H118V221H117ZM128 222H129V221H128ZM130 222H131V221H130ZM77 223H79V222H77ZM131 223H132V222H131ZM166 223H167V224H165V227H164V228H167V225L169 224L168 222H166ZM238 223H239V222H238ZM244 223H245V222H244ZM73 224H74V223H73ZM97 224H98V223H97ZM97 224H96V225H97ZM116 224H118V223H116ZM162 224H163V223H162ZM248 224H247V225H248ZM257 224L260 225L259 223H257ZM257 224H256V225H257ZM48 225H49V224H48ZM48 225H47V226H48ZM75 225H76V224H75ZM142 225H143V224H142ZM150 225H151V224H150ZM159 225H161V224H159ZM225 225H226V224H225ZM242 225H244V224L242 223ZM250 225H251V224H250ZM98 226H99V225H98ZM130 226H133V225L130 224ZM135 226H136V225H134L133 227H135ZM147 226H148V225H147ZM151 226H152V225H151ZM151 226H150V227H151ZM161 226H162V225H161ZM168 226H169V225H168ZM228 226H229V225H228ZM252 226H253V225H252ZM78 227H79V226H78ZM139 227H140L139 231L142 232L141 234H144L145 236L147 235V233H149V231H150V229H151V228L149 229V227L147 228V227H145V226H142V227L139 226ZM241 227H242V226H241ZM241 227H240V228H241ZM131 228H132V227H131ZM168 228H169V227H168ZM226 228H228V227L226 226ZM226 228H225V231H226ZM238 228H239V227H238ZM132 229H133V228H132ZM243 229H245V228L243 227ZM67 230H69V229H67ZM80 230H81V229H80ZM114 230H115V229H114ZM134 230H135V229H134ZM152 230H153V228H152ZM152 230H151V231H152ZM154 230H155V229H154ZM159 230H161V228H160ZM159 230H158V231H159ZM162 230H163V227H162ZM162 230H161V231H162ZM241 230H242V229H241ZM253 230H254V229H253ZM71 231H72V230H71ZM135 231H136V230H135ZM161 231H160V234H161ZM230 231H231V230H230ZM242 231H243V230H242ZM258 231H259V230H258ZM69 232H70V231H69ZM136 232H138V231H136ZM162 232H163V231H162ZM231 232H232V231H231ZM251 232H252V229H251ZM251 232H250V233H251ZM253 232H254V231H253ZM255 232H256V231H255ZM153 233H155V232L153 231ZM227 233H228V232H227ZM240 233H241V232H240ZM258 233H259V232H258ZM258 233H255V234H257V235H256L257 237L260 236V235H258ZM48 234L50 235V233H48ZM117 234H118V233H117ZM138 234H140V233H138ZM141 234H140V235H141ZM85 235H86V234H85ZM118 235H119V234H118ZM152 235H153V234H152ZM190 235H191L190 231L186 232V242H188V241H190V240H191V242H193V240L191 239ZM222 235H223V234H222ZM228 235H230V234L228 233ZM228 235H227V236H228ZM243 235H246V234H243ZM252 235H253V234H252ZM261 235H262V234H261ZM47 236H48V235H47ZM83 236H84V235H83ZM107 236L109 237V235H107ZM224 236H225V235H224ZM253 236H254V235H253ZM79 237H80V236H79ZM108 237H107V238H108ZM83 238H84V237H83ZM86 238H87V237H86ZM116 238H117V237H116ZM140 238H141V237H140ZM140 238H139V239H140ZM244 238H245V237H244ZM261 238L263 239V236H261ZM155 239H156V238H155ZM174 239H176V238H174ZM218 239H219V238H218ZM259 239H260V238H259ZM262 239H261V240H262ZM79 240H80V239H79ZM82 240H83V239H82ZM85 240H86V239H85ZM107 240H108V239H107ZM127 240H128V239H127ZM132 240H133V239H132ZM158 240H159V239H158ZM219 240L221 241L222 238L219 239ZM226 240H227V238H226L224 241H226ZM73 241H74V240H73ZM128 241H129V240H128ZM128 241H127V242H128ZM153 241L156 242L160 247L162 246L163 248H165L166 246H170V245L172 246V244H173V246H175V247H176L177 245H179V241H178L177 239L175 240V242H174V241H170V242L168 241L167 243H168L169 245L162 244V243H160V242H158V241H156V240H153ZM212 241H213V240H212ZM212 241H211V243H212ZM220 241H217V240H216V242H220ZM124 242L126 243V241H124ZM202 242H203V241H202ZM227 242H228V240H227ZM231 242H233V241H231ZM261 242H262V241H261ZM56 243H57V242H56ZM58 243H59V242H58ZM105 243H106V242H105ZM128 243H129V242H128ZM128 243H126V247H129V246H127ZM132 243H133V242H132ZM200 243H201V242H200ZM204 243H206V242H204ZM204 243H203V244H204ZM229 243H230V240H229ZM233 243H234V242H233ZM237 243H238V242H235V243L233 244V246H234L235 244H237ZM81 244H82V243H81ZM95 244H96V243H95ZM97 244H98V243H97ZM108 244H109V243H108ZM203 244H201V245L203 246ZM209 244H210V243L207 244V247H208ZM213 244H214V242H213ZM219 244H220V243H219ZM241 244H242L241 242L238 243L239 246H240ZM263 244H264V243H263ZM57 245H58V244H57ZM101 245H102V244H101ZM116 245H118V244H115V247H116ZM132 245H133V244H132ZM140 245H141V244H140ZM140 245H139V246H140ZM220 245H221V244H220ZM220 245H218V248H219ZM231 245H232V243H231ZM99 246H100V245H99ZM124 246H125V244H124ZM139 246H138V247H139ZM171 246H170V248H171ZM221 246H223V245H221ZM235 246H237V245H235ZM262 246H263V245H262ZM79 247H81V245H80ZM141 247H142V245H141ZM193 247H194L195 249H196V248L199 249V248H200V244H199V242L197 241L196 244L193 245ZM211 247H212V245H211ZM213 247H214V245H213ZM230 247H231V246H230ZM263 247H264V246H263ZM99 248H101V247H99ZM112 248H113V247H112ZM129 248H131V247H129ZM170 248H169V249H170ZM194 248H193V249H194ZM201 248H202V247H201ZM208 248H209V247H208ZM218 248H217V249H218ZM220 248H222V247H220ZM225 248H226V247H225ZM236 248H237V247H236ZM81 249H82V248H81ZM96 249H97V248H96ZM116 249H117V248H116ZM124 249H125V248H124ZM202 249H203V248H202ZM202 249H201V250H202ZM205 249H206V248H205ZM217 249H215V251H216ZM222 249H223L222 251L224 252V251H225L224 248H222ZM227 249H228V246H227ZM229 249H230V248H229ZM229 249H228V252L230 251L231 254H232V251H233L232 249H233V248L231 249L232 251L229 250ZM234 249H235V248H234ZM72 250H73V249H72ZM109 250H110V248H109ZM122 250H123V249H122ZM126 250H127V249H126ZM140 250H141V249H140ZM140 250H139V251H140ZM171 250H172V249H171ZM259 250H260V249H259ZM67 251H68V250H67ZM102 251H103V250H102ZM102 251H100V252H102ZM123 251H124V250H123ZM130 251H131V250H130ZM172 251H173V250H172ZM195 251H196V250H195ZM203 251H204V249H203ZM219 251H221V250H218V253H219ZM234 251H235V250H234ZM240 251H242V250H240ZM260 251H261V250H260ZM263 251H264V250H263ZM70 252H71V251H70ZM79 252H80V251H79ZM81 252H82V250H81ZM85 252H86V251H85ZM97 252H98V250H97ZM97 252L95 253V256H96ZM100 252H98V253H100ZM109 252H111V251H109ZM109 252H108V253H109ZM113 252H115V251L113 250ZM127 252H128V251H127ZM198 252H200V250H199ZM201 252H202V251H201ZM201 252H200V253H201ZM216 252H217V251H216ZM216 252H215V253H216ZM230 252H229V253H230ZM238 252H239V248H238ZM64 253H65V252H64ZM66 253H67V252H66ZM72 253H73V252H72ZM76 253H77V252H76ZM129 253H130V252H129ZM140 253H142V252L140 251V252H139V255H140ZM194 253H196V252H194ZM218 253H217V254H218ZM220 253H222V252H220ZM67 254H68V253H67ZM78 254H79V253H78ZM81 254H84V253L82 252V253H80V255H81ZM105 254H107V252H106ZM109 254H110V253H109ZM111 254H112V253H111ZM196 254H197V253H196ZM201 254H202V253H201ZM201 254H199V255L201 256ZM234 254H235V253H233V255H234ZM248 254H250V253H248ZM252 254H253V253H252ZM61 255H62V254H61ZM84 255H85V254H84ZM97 255H98V254H97ZM100 255H101V254H100ZM179 255L181 256V254H179ZM203 255H204V254H203ZM203 255H202V256H203ZM211 255L213 256V254H211ZM68 256H69V255H68ZM73 256H74V255H73ZM95 256H94V257H95ZM229 256H230V255H229ZM246 256H247V255H246ZM249 256H250V255H249ZM253 256H256V255H253ZM71 257H72V256H71ZM85 257L87 258V256H85ZM123 257H124V256H123ZM125 257H126V256H125ZM134 257H135V256H134ZM154 257H155V256H154ZM236 257H238V256H236ZM67 258H68V257H67ZM69 258H70V257H69ZM135 258H136V257H135ZM189 258H190L192 261H195V260H196V259H194L193 257H188V256L186 255V260H187V261H190ZM213 258H215V257H213ZM239 258H240V257H239ZM241 258H243V257H241ZM253 258H254V257H253ZM118 259H119V258H118ZM125 259H126V258H125ZM148 259H149V258H148ZM152 259H153V258H152ZM154 259H155V258H154ZM216 259L218 260L217 257H216ZM216 259H215V260H216ZM230 259H231V258H230ZM234 259H235V258H234ZM74 260H76V259H74ZM109 260H110V259H109ZM156 260H157V259H156ZM217 260H216V261H217ZM253 260H254V259H253ZM90 261H91V260H90ZM90 261H89V264H90ZM234 261H235V260H234ZM92 262H93V261H92ZM97 262H98L97 264H108L107 261H101V262H100V261H97ZM152 262H153V261H152ZM155 262H156V261H155ZM232 262H233V260H232ZM255 262H257V260H255ZM78 263H79V262H78ZM95 263H96V262H95ZM164 263H165V264H168V262H166V260H164ZM188 263H190V262H188ZM200 263H201V264H208V263H206V262H201V261H200ZM258 263H259V262H258ZM80 264H81V263H80ZM86 264H88V263H86ZM136 264H137V263H136ZM152 264H153V263H152ZM237 264H238V263H237ZM259 264H260V263H259Z\"/></svg>", "mask_w": 264, "mask_h": 264}]
</instances>
